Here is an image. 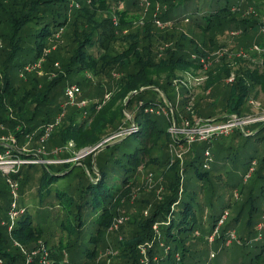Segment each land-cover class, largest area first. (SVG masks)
Returning a JSON list of instances; mask_svg holds the SVG:
<instances>
[{
	"label": "trees",
	"instance_id": "obj_1",
	"mask_svg": "<svg viewBox=\"0 0 264 264\" xmlns=\"http://www.w3.org/2000/svg\"><path fill=\"white\" fill-rule=\"evenodd\" d=\"M73 1L78 3L77 8L71 6ZM150 1L154 6L160 2L165 8L158 17L167 29L158 31L148 22L150 26L147 24L145 30L125 34L124 29L132 25L138 11L141 12L143 0H0V39L3 41L0 140L11 131L17 141L14 154L21 152L19 144L27 143L33 150L42 144L44 126L55 122L62 113L61 90L69 83L80 85L87 80L86 73H91L99 77L95 95L100 97V100L92 97V102L84 106L88 117L81 121L76 119L75 108L65 112L44 143L49 151L71 140L77 149L88 145L97 147L81 163L90 177L82 172L77 176L75 188L67 187L56 193L60 204L55 205L61 227L59 241L51 243L49 230L39 222L33 223L28 218L29 213L24 211L25 215L14 222L10 232L8 225L0 224V257L5 264L26 263L27 254L19 246L11 247L16 241L30 254L41 243L46 246L51 243L48 248L54 259L51 264H144L140 245L145 243H151L149 264H189L190 259L197 263L202 258L204 245H213L215 241L223 250L227 236L232 230L236 231L235 228L239 229V238L231 246L232 254L240 258L245 255L244 249L253 246L262 259L251 264H264V230L260 239L251 241L259 235L256 227L262 220L264 206L260 214L257 213V205L250 196L241 204L239 199L234 200L235 204L231 199L217 211L214 207L217 201L212 200L213 210L209 215L212 226L207 233L206 225L201 222L203 204L198 201L197 192L199 189L211 192L214 187L210 169L203 168V164L210 161L201 160L199 153L191 152L186 139L170 130L173 123L182 128L184 118L193 124L198 118L224 120L230 114L245 116L251 112V98L257 99L260 95L264 98V56L260 60L223 57L213 62L208 79L200 88L203 93L199 91L196 102H193L194 91L187 87L182 74H199L203 67L200 59L230 42H235L238 48H249L253 43L264 46L261 32L264 0H247L241 6L239 0ZM249 6L254 7L253 13L247 11ZM115 17L118 24L113 20ZM187 18L190 23H185ZM59 29H64V33L57 37ZM234 29L240 30V35L232 38L229 32ZM225 36L228 38L223 39ZM46 50L49 52L45 53ZM42 58L47 74L40 76L33 71L26 76L23 73L25 77L20 75L24 66ZM114 72L116 79L111 76ZM232 74L234 79L228 81ZM106 77L109 80L103 83ZM176 85L182 96L176 99L177 103L173 101L175 93L177 97ZM58 86L62 88L55 91ZM107 91L111 92L110 100L102 105ZM147 91H161L167 100H147ZM87 95L94 94L88 92ZM55 97L62 100L55 101ZM165 100L172 104L175 120L169 114L149 111V108L166 106ZM177 107L182 108L180 115H177ZM127 111L132 115L135 130L100 149V142L110 133L120 131L125 122H128L127 127L131 126ZM204 113L209 116L203 117ZM130 138H135L138 144L133 150L125 151L119 145ZM5 142L0 143L2 151L8 144ZM182 144L187 145L188 150L181 155L174 154L172 149ZM97 149L100 151L96 154ZM64 151L66 155L71 154ZM36 154L38 158H46V154ZM58 156L65 155L58 152ZM75 164L71 161L24 163L11 175L24 194L26 186L35 178L30 169L42 166L38 170L37 193L43 201L53 182L69 176ZM188 169L192 171L194 184L184 178ZM141 171L143 175L154 173L156 178L155 188L146 193L149 196L145 199L146 215L128 207L135 190L143 191L147 187L145 181H141ZM219 180L224 184L222 176ZM224 185L228 186L229 180ZM247 201L251 204L246 210ZM232 208L235 214L221 224L216 240L210 241L209 235L215 232L222 214ZM120 216H128L131 223L127 231L123 227L118 229L121 235L113 232L115 220ZM94 222L95 230H92ZM155 224L160 229L154 228ZM65 254L69 255L67 262ZM39 258L33 256L30 264H42Z\"/></svg>",
	"mask_w": 264,
	"mask_h": 264
},
{
	"label": "rangeland",
	"instance_id": "obj_2",
	"mask_svg": "<svg viewBox=\"0 0 264 264\" xmlns=\"http://www.w3.org/2000/svg\"><path fill=\"white\" fill-rule=\"evenodd\" d=\"M154 4L155 3H153L150 0L146 2H141L140 3L141 12L138 11V14H137L138 16L136 15L137 18L133 19L134 23L130 25L129 27H126L124 29V33L127 34L129 32H135L137 30H143V29L145 30L148 22H151L154 29H157L158 31L160 30L163 31L167 29V27H165L166 25L164 23L162 24L163 21L159 19L158 17V15H160L162 13V10L163 9L165 10V8L161 6L160 2L156 4V6H154ZM71 6H72V2H71ZM72 7L77 8L78 6L75 4ZM255 13H258V12L256 11ZM113 20L115 24L119 23L118 19L115 20L113 18ZM262 20L264 21V15L262 16ZM190 22H191L190 18H187L185 21V23H190ZM185 27L187 28L188 24ZM63 31L64 29H61L58 32L59 34L57 37L62 35L64 33ZM219 38L222 39L221 36H219ZM227 38L228 36H225L223 39H227ZM236 46L237 45L235 44V42L234 43L230 42L229 45H227L226 47L230 48L229 50H231V49H235ZM2 47H3V41H1L0 49ZM223 47L224 45L216 48L215 50L211 51L209 54L211 55V53L213 52H218L219 49ZM47 52H49V50L45 51V53ZM44 60L45 59L42 58L40 61L32 63L31 68L28 71L27 70L24 71V75L26 76L27 72L31 73L33 71H37L40 76L47 74L45 73L44 68H43ZM56 65L59 66L58 63H56ZM209 72H210V68L207 74H204L202 72H200L199 74H192L189 72L182 73L183 78H184L183 80L186 82L187 87L191 91H194L193 102L194 100L196 102V98H197L199 91L203 93V90H200V88L203 86L205 81L208 79ZM20 75H21V71H20ZM24 75L23 77H25ZM111 76L115 79L118 77L115 72L112 73ZM86 78L87 80L82 81V83L79 85L80 92L76 95L75 103L72 105H69L68 108L66 109V113H69V111L75 108V116L78 121H81L88 117V114L84 111V106L89 105V103L92 102V97H95L98 100H100V97L95 95L96 90L98 88L97 86L99 85L98 84L99 77L92 76L91 73H86ZM108 80H109L108 77H106L105 79L102 80V82L107 83ZM69 84H72V83H69ZM178 86L179 85H176L177 97L175 93V98H173V101L176 103H177L176 99H180L182 97L181 92L178 89ZM106 87H107L106 88L107 90L108 84H106ZM60 88L62 87L58 86L55 91H60ZM61 91L63 94L62 97L65 100V89H62ZM88 92H91L94 95L88 96L87 95ZM110 97H111V92L107 91L102 99L103 102L101 104L103 105L106 102H108L110 100L109 99ZM145 98L147 100L152 99L154 101H160V100L162 101V98H164V93L161 91H158V92L147 91V93H145ZM164 99H166V97ZM61 100H62L61 97H55V101L60 102ZM126 101H125V104L127 103ZM191 104L193 105L192 102ZM165 105L166 106L160 105L157 108H149V111H151L152 113H158L160 115L169 114L172 117V119L175 120L176 118L175 110L171 106L172 104L169 102V100L166 101ZM177 108H178L177 115H180L182 108L181 107H177ZM250 108H251V112H250L251 114H255L258 117L264 118V98L261 95H260V98H257V99L251 98ZM61 109H62L61 111L63 112L62 104H61ZM219 115L223 116L222 113H220ZM208 116L209 115H207V113L203 114V117L205 118H207ZM126 118L132 122V115L129 111L126 112ZM225 118L226 119L224 120H217L218 118H213V117L207 118L206 120L202 118H198L195 120L193 124L186 123L188 120L184 118V124H182V128L177 127V125L173 123L172 125L173 128L170 129L172 132L174 131L176 133H180V137L187 140V144L191 145L192 153H195V154L199 153L201 155V160L209 159L210 161L207 164L206 163L203 164V168L205 170L210 169L209 173L210 175H212L213 180L215 181L214 187H212L211 192H207V190L205 189L200 190L199 189L200 183L197 184V187L199 189L197 192V199L203 204V209H202L203 218L201 219V222H203L206 225L207 233L210 232L211 226H212L211 225L212 219L209 218L210 212L211 210H213V208L210 205L213 203L212 200L217 201V202H214L215 203L214 207L217 209V211H220L222 206L226 202L231 201V199L233 200V202L234 200L239 199L238 203L241 204V203H244L245 200H249L250 196L254 198V202L257 205L256 206L257 213L260 214L264 206V164H263L264 121L254 123L252 125H248L245 129L241 127H235L231 133H227L224 130L215 131L214 134L208 136L207 138L206 137L202 138L201 135L197 133L199 128L204 129V128H208L209 126L212 127L216 124H224L227 121L228 116H226ZM125 121L126 120H124V122ZM221 122H224V123H221ZM133 124L134 122H132L130 127H127L128 122H125V124L122 126V129L120 131L110 133L107 138H105L103 141L100 142L101 143L100 149L105 148L104 146L107 144H112L114 142L120 141L121 139H123L124 136L134 131L135 129L134 127H132ZM245 131H247L250 134L249 135L246 134ZM8 133H9V137H13V134H11L12 133L11 131ZM189 134L192 137H194V139L193 138L190 139L188 136ZM198 135H200V137ZM213 135H215V137L211 141H205V140H208ZM7 141L8 143L12 142L11 139H8ZM14 141H16V138ZM0 143L5 144L7 142H5L4 140H0ZM71 143L73 145L72 147H69L68 144L70 145ZM68 144L57 146V147H61V149L64 148L65 150H68V152L70 151L71 153L70 155H66L67 152L61 151L65 155L63 157H59L58 152L55 153V149L57 147L49 151L47 148L44 147V143H42L36 150H33L31 148V145L27 143L18 145L19 147H21V150H20L21 153H18V154H20L21 157L26 158L29 163H32L31 161L35 162L36 160L41 161V159H39L36 154L38 152L46 154L45 159H48V160L52 159L50 163H57L60 161H65V162L71 161V163L72 162L77 163L73 166V170L71 171V174L69 176L60 177L58 180H55L53 182L50 188L45 192V195H46L45 197L47 198L43 201L40 199V196L37 193L39 177H40V172H38V170H40L42 166L36 165L30 169L32 172L35 173V178L33 182H31V184L26 186L24 194L21 192V189H20L21 186L19 185L18 195L17 197H15L10 180L11 178H13L11 173L15 172L14 170H17L19 166L13 165V164L6 165L4 163L3 165H0V221H1L0 224L1 225L4 226L6 222L9 223L11 221L10 211L13 209L12 202L16 200L15 209H17L19 213L15 217V221L19 219L20 217H22L23 215H25L24 213L27 211L26 214L29 213L28 214L29 216L28 215L27 216L33 223L39 222L41 226H44L46 229L49 230L47 233L50 236H52L50 237L51 243H57L59 241V237H60L59 233H60L61 227H60V219L57 217L58 210L55 208V205H60V204H59V200L56 197V193L60 190H63V189L65 190L67 187L70 189L75 188V185L77 182V176L80 173L83 172V174H85V177L89 176V172L87 171V168L81 163L84 157H86L87 154H90L91 145L84 146L80 149H77L73 140L69 141ZM137 144H138V141L135 138H130L129 140L121 143L119 146L125 151H131L134 149V147L137 146ZM206 148H208L207 150H209V154H207L208 151L206 150ZM6 149L7 148H5V150ZM98 150L99 149H97V151L94 153L97 154L100 151ZM187 150H188L187 145L183 146V144L177 148L172 149L174 154H177V155H181ZM23 152H27L28 154L33 153L34 156L35 155L36 156L31 157L29 155H24ZM0 153H1L0 155L4 156L3 151H0ZM78 153H80L81 156L82 155H85V156H82V157L80 156L79 158H77ZM5 158L7 157H3V159ZM8 159L9 160H12V159L20 160L19 158L15 156H10V158ZM141 174H142L141 181L142 180L145 181L144 185L147 187H145L143 191L137 190L138 188L135 190L134 194L131 197V200H129L128 207L129 209H131V211L135 213H144L146 215L148 212H147L146 205H145V199L149 197L147 196L149 190H151L152 188H155L156 178H155L154 173L147 174L145 172L143 175V172L141 171ZM217 174H221L222 178L224 179L223 181L224 184L227 183V181L229 180V185L226 186L222 184L221 180H219L221 176L216 177ZM85 177L84 179H86ZM118 178L121 179V176ZM184 178L185 180L191 179L192 183L194 184V181H193L194 177L192 176L191 170L188 169V171L184 173ZM217 181H219V184L216 183ZM213 188L216 189V192L215 190H213ZM245 204H246V210H247V208L250 206L251 203L247 201V203ZM228 210H229V215L227 219L230 220L231 217H233V214H235V211L233 208L228 209ZM128 216H124L125 218L123 222L120 223L118 227H115L113 232L117 231L120 234V231H118V229L120 230L123 227L124 231H127L128 229L131 228V223L128 222L129 221ZM227 219H225V221H227ZM259 222L260 221H258V224ZM155 225L156 226H154V228L160 229V228H157L158 224H155ZM5 229L3 228L4 232H5ZM91 229L95 230V222L93 223ZM235 229H236V234H238L239 229L237 228ZM218 231H220V229ZM53 233L55 235H53ZM198 233L199 232H197V235ZM158 234L160 235V231ZM257 238L260 239V235L256 236V238L255 237L252 238L251 241L253 242L257 240ZM236 239L233 240L231 243L224 244L225 247L223 250H221V247H218V245H215V241L213 242L214 243L213 245L211 244L210 246L204 245L203 246L204 252L202 253V258L197 263L192 262V260L190 259L188 260L189 261L188 263L189 264H251L254 260L257 261V260L262 259L260 255L257 256L259 252L257 250H254L252 248L253 246H251V248L244 249L245 250L244 256H240V258H239V255L234 256L232 254L233 248L231 246L235 244ZM238 240H237V243L239 242ZM51 243H48L47 245L48 248L49 246L51 247ZM12 244L13 245L11 247L16 245L15 242H13ZM110 251L111 250L109 249L107 252L109 253ZM212 253H214L215 255L212 256ZM68 259H69V255L65 254L64 261L67 262ZM50 260L51 262L49 264H51L54 261L51 254H50ZM142 262L144 264L148 262L146 257L144 258V261Z\"/></svg>",
	"mask_w": 264,
	"mask_h": 264
},
{
	"label": "built area",
	"instance_id": "obj_3",
	"mask_svg": "<svg viewBox=\"0 0 264 264\" xmlns=\"http://www.w3.org/2000/svg\"><path fill=\"white\" fill-rule=\"evenodd\" d=\"M146 1H149V0H143V2H146ZM246 1L247 0H239V5L240 6L243 5L244 3H246ZM75 4L78 5V3L76 1H73L72 2V6L75 5ZM250 11H253V10H250ZM114 19L117 20L116 17ZM162 24H163V22H162ZM261 32L264 34V26L261 27ZM237 34H238V31H236V30L231 31V35H233V36H235ZM1 41L2 40L0 39V45H1ZM229 49L230 48H228V47H223V48L219 49L218 52L214 53L215 57H212L211 55L202 57L200 59V62L203 64L201 72L204 73V74H207L209 68L212 65V63L215 62V61H218L223 56L236 55V56L249 57V55L251 53H256V54H258L260 56H264V46H262L260 44H257V43H253L249 48H240L237 51H233V50H229ZM30 68H31V64H28V65L24 66L23 70L21 71V75H23L24 71H26V70L28 71ZM233 79H234V74H232L228 78L229 81H232ZM79 92H80V87L76 83L68 84L65 87V100L62 103L63 112L57 117L55 122L48 123V124H46L44 126V133H43V135L41 137V142L42 143L47 142V140L49 139V137H50V135H51V133H52V131L54 129V125L59 123L60 118L65 114L67 107L69 105H72V104L75 103L76 95ZM263 120H264L263 117H258L255 114H253V115L248 114V115H245V116H238L237 114H230L228 116V119H227V121L225 123L221 122V123H224V124H216V125H214L212 127L209 126L208 128H204V129H200L199 128L197 133H199L202 138H204V137L207 138L208 136L214 134L215 131L224 130L227 133H231L234 130L235 127L244 128L246 125H248L250 123L263 121ZM186 123H189V122L187 121ZM195 131H197V130H195ZM173 133H175L177 136L180 135V133H176L174 131H173ZM200 135H198V136L200 137ZM188 136H189L190 139H192V138L194 139V137H192L190 134ZM8 139H11L14 144L12 142L6 144V148L7 149L3 150L4 156L0 155V165H3V163L6 164V165L13 164V165H18L19 168H20V166L22 164L29 163L27 161V159L21 157V155L13 154L14 150H12V149H14V147L17 146V141H14L15 140L14 136L13 137L3 136L1 138V140H4V141H7ZM72 145H73L72 143L70 145L68 144L69 147H72ZM96 148L97 147L90 148V152H92ZM64 150H65L64 148L61 149V147H57L55 149V153L61 152V151H64ZM0 151H2V150H0ZM207 154H209V151L207 152ZM10 156H15V157L19 158L20 160H13V159L9 160L8 158H10ZM80 156H81L80 153H78L77 158H79ZM82 156H85V155H82ZM3 157H7V158L3 159ZM39 159H41L42 162L40 160H36L35 162L31 161V162L32 163H38V162H40V163H44V162L50 163L52 161V159L51 160H48V159H45V158L44 159L43 158H39ZM4 160H6V161H4ZM60 162H65V161H60ZM60 162H57V163H60ZM19 168L17 170H19ZM17 170H14V171L16 172ZM10 182H11V186L13 188L14 196L17 197L19 182L17 180H14L13 178H11ZM12 206H13V209L10 211L11 221L9 223L6 222V224H5V225H8V231L12 230L13 224L15 222V217L19 213V211L17 209H15L16 200H14L12 202ZM228 215H229V210L227 209V210L224 211V213L222 214L221 218L219 219V222H218V225H217V228H216L215 232L212 233L211 235H209L210 241H213V239H215V234L219 233V231H218L219 227L221 226V224H223L225 222V219H227ZM124 218H125L124 216L118 217L115 220L113 228L118 227L119 224L123 222ZM3 223H5V222H3ZM263 230H264V213L262 215V220L259 222V224L257 226V231H258V233L260 235V238L262 237ZM236 238H237L236 231L232 230L229 233V236H228V239H227V243H231ZM15 243H16L17 246H19L23 250V252H25L27 254V260H26L25 264H30L32 262V260H33V256H39L40 257L39 258L40 262L42 264H49L51 262V260H50V251H49L48 247L44 243H41V245L37 249L33 250V252L31 254L27 253V250L25 249V247L22 244H20L17 241ZM148 246L150 247L151 243H145V244H141L140 245L141 253L143 255L142 261H144L145 257H146V259L148 261L145 264H149L148 254H147L148 253ZM214 255L215 254L212 253V256H214ZM0 264H5V261H4V259L2 257H0Z\"/></svg>",
	"mask_w": 264,
	"mask_h": 264
},
{
	"label": "crops",
	"instance_id": "obj_4",
	"mask_svg": "<svg viewBox=\"0 0 264 264\" xmlns=\"http://www.w3.org/2000/svg\"><path fill=\"white\" fill-rule=\"evenodd\" d=\"M245 4V3H244ZM248 10V12L249 13H253L254 11H255V9H254V7L253 6H249L248 8H247ZM250 10H253V11H250ZM257 14V13H256ZM261 15H264V13H261ZM234 30H236V29H234ZM234 30H232V31H234ZM236 31H238V34L237 35H239L240 34V30H236ZM229 34H230V36L232 37L233 35H231V31L229 32ZM237 35H235V36H237ZM235 36H233L232 38H234ZM229 45V44H228ZM224 47H226V46H224ZM240 47V46H239ZM240 48H244V47H240ZM240 48H238L237 46L235 47V49H231V50H233V51H237V50H239ZM214 53L215 52H213V53H211V56L212 57H215L214 56ZM210 54H207L206 56H209ZM253 55H256V56H253ZM223 57H228V59H234V58H247V59H261V57L263 58V56H260V55H258V54H256V53H251L250 55H249V57H243V56H236V55H232V56H223ZM223 57H221L218 61H220ZM217 61V62H218ZM261 61H263V60H261ZM229 81V80H228ZM251 115H253V114H251Z\"/></svg>",
	"mask_w": 264,
	"mask_h": 264
},
{
	"label": "water",
	"instance_id": "obj_5",
	"mask_svg": "<svg viewBox=\"0 0 264 264\" xmlns=\"http://www.w3.org/2000/svg\"><path fill=\"white\" fill-rule=\"evenodd\" d=\"M129 99H130V97H129ZM129 99H128V100H129ZM126 102H128V101H126ZM125 105H127V103H126Z\"/></svg>",
	"mask_w": 264,
	"mask_h": 264
}]
</instances>
